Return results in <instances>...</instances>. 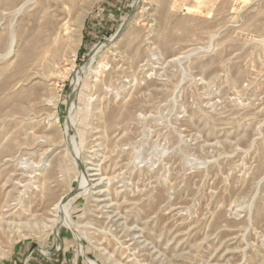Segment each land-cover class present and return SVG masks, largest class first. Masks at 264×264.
<instances>
[{
  "label": "rangeland",
  "instance_id": "374dc122",
  "mask_svg": "<svg viewBox=\"0 0 264 264\" xmlns=\"http://www.w3.org/2000/svg\"><path fill=\"white\" fill-rule=\"evenodd\" d=\"M0 264H264V0H0Z\"/></svg>",
  "mask_w": 264,
  "mask_h": 264
},
{
  "label": "bare ground",
  "instance_id": "6f19581e",
  "mask_svg": "<svg viewBox=\"0 0 264 264\" xmlns=\"http://www.w3.org/2000/svg\"><path fill=\"white\" fill-rule=\"evenodd\" d=\"M196 5H198V4H196ZM199 5H200V4H199ZM199 5H198V6H199ZM198 6H197V7H198ZM193 7H195V6H193ZM176 13H177V12H176ZM176 13H175V14H176ZM181 17H182V16H181ZM183 17H184V15H183ZM187 17L189 18L190 16H187ZM184 18H185V17H184ZM192 19H193V18H192ZM192 19H191V22L193 21ZM187 20H190V19H187ZM187 20H186V21H187ZM184 21H185V20H184ZM169 22H170V20H169ZM191 22H190V23H191ZM167 23H168V22H167ZM179 23H181V22H179ZM182 23H185V22L182 21ZM182 23H181V24H182ZM188 23H189V21H188ZM177 24H178V23H177ZM185 25H186V23H185ZM185 25L183 24V28L185 27ZM178 28H179V27H178ZM178 28H177V29H178ZM180 28H181V27H180ZM187 28H188V27H187ZM170 29H171V28H170ZM181 29H182V28H181ZM181 29H180V30H181ZM184 29H185V28H184ZM173 30H175V29H173ZM170 33H172V32H170ZM173 33H174V32H173ZM173 33H172V34H173ZM28 51H29V50H28ZM54 207H56V206H54Z\"/></svg>",
  "mask_w": 264,
  "mask_h": 264
}]
</instances>
